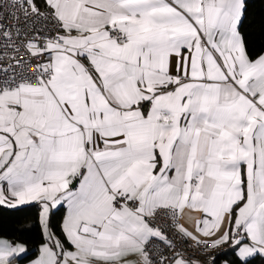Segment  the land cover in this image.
<instances>
[{"label": "snow or ice", "instance_id": "obj_1", "mask_svg": "<svg viewBox=\"0 0 264 264\" xmlns=\"http://www.w3.org/2000/svg\"><path fill=\"white\" fill-rule=\"evenodd\" d=\"M34 205L0 264H264V0H0V217Z\"/></svg>", "mask_w": 264, "mask_h": 264}, {"label": "trees", "instance_id": "obj_2", "mask_svg": "<svg viewBox=\"0 0 264 264\" xmlns=\"http://www.w3.org/2000/svg\"><path fill=\"white\" fill-rule=\"evenodd\" d=\"M39 213H40L39 206L34 205L31 206L26 213L20 216L12 217L5 215L3 217H0V235L12 239L21 235L20 232L16 231V229L27 226L35 229V231L32 233H25L23 235V238L38 240L39 230L36 227V225H37ZM59 222H60V217L57 216L55 223L59 224ZM36 246L37 245L34 243L33 247L35 248Z\"/></svg>", "mask_w": 264, "mask_h": 264}]
</instances>
